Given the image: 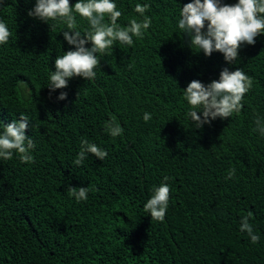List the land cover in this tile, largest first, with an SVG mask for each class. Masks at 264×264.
I'll list each match as a JSON object with an SVG mask.
<instances>
[{
  "label": "trees",
  "instance_id": "1",
  "mask_svg": "<svg viewBox=\"0 0 264 264\" xmlns=\"http://www.w3.org/2000/svg\"><path fill=\"white\" fill-rule=\"evenodd\" d=\"M187 2L117 0L122 26L142 19L136 3L149 5L143 38L98 54L93 80L74 76L50 91L55 57L74 47L64 25L28 16L35 0H0L11 32L0 44V119L25 112L36 143L34 162L0 159V264H264V135L255 130L264 121V34L229 65L252 81L240 112L194 128L182 88L218 78L227 62L178 33ZM22 81L31 95H21ZM113 117L123 128L117 137L104 127ZM82 139L108 155L77 165ZM161 182L170 186L163 221L143 209ZM69 186H87V200L71 197ZM244 217L257 243L240 230Z\"/></svg>",
  "mask_w": 264,
  "mask_h": 264
},
{
  "label": "clouds",
  "instance_id": "2",
  "mask_svg": "<svg viewBox=\"0 0 264 264\" xmlns=\"http://www.w3.org/2000/svg\"><path fill=\"white\" fill-rule=\"evenodd\" d=\"M149 5L136 3L134 12L142 19H132L128 24L121 25L118 18L122 12L117 7V0H35L28 16L49 22L57 21L64 25V40L74 47L54 60L55 70L48 73L46 86L50 91L66 88L69 79L74 76L93 80L97 73L100 56L105 55L113 45L131 46L133 37L143 38L146 29L152 25L151 18L146 15ZM77 16L87 22L81 28ZM178 33L187 34L188 44L202 51L205 56L219 51L223 55L226 66L222 67L218 78L207 83L199 79L191 80L183 89V97L189 107L185 112L188 121L194 128L220 118L231 117L239 113L243 107L244 94L251 87V78L241 68L230 70L229 65L236 64L239 49L243 44H254L259 34H264V0H189L179 9L176 21ZM11 32L7 23L0 19V44L8 42ZM90 45V46H86ZM21 95L29 96L31 91L26 82H21ZM67 92H59L57 99L67 98ZM144 120L151 114L144 113ZM30 117L20 111V118H13L5 123L0 119V159L9 160L18 155L21 162H34L33 149L36 147L32 136L26 134ZM107 133L117 137L123 132L120 123L113 117L104 122ZM264 135V121H257L255 129ZM75 163L81 164L89 154L104 160L108 155L106 149L94 142L82 139ZM234 171V170H233ZM232 172H229V178ZM167 181V177L163 178ZM69 195L77 201L87 200L88 187L68 188ZM170 186L166 182L154 185L150 197L143 204V209L151 219L163 221L168 209ZM240 230L246 231L251 242L257 243L259 235L254 232L249 218L244 217Z\"/></svg>",
  "mask_w": 264,
  "mask_h": 264
}]
</instances>
